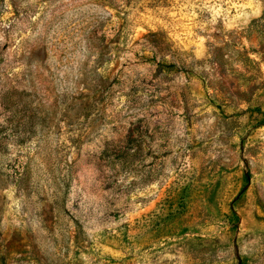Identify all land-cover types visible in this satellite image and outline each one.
<instances>
[{
	"label": "rangeland",
	"instance_id": "obj_1",
	"mask_svg": "<svg viewBox=\"0 0 264 264\" xmlns=\"http://www.w3.org/2000/svg\"><path fill=\"white\" fill-rule=\"evenodd\" d=\"M0 264H264V0H0Z\"/></svg>",
	"mask_w": 264,
	"mask_h": 264
}]
</instances>
